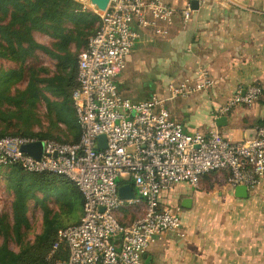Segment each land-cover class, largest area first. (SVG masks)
Segmentation results:
<instances>
[{"label": "built area", "instance_id": "built-area-1", "mask_svg": "<svg viewBox=\"0 0 264 264\" xmlns=\"http://www.w3.org/2000/svg\"><path fill=\"white\" fill-rule=\"evenodd\" d=\"M99 9V25L78 55L72 91L79 139L0 135V163L64 175L81 190L83 215L58 230L52 250L64 241L69 254L55 264H144L151 243L183 231L180 207L163 203L164 191L180 181L196 187L203 174L217 169L229 170L233 186L259 183L264 176V123L254 137L240 140L228 138L219 127L209 134L187 131L166 102L214 85L210 68L200 61L191 74L168 81L166 96L133 99L122 93L118 76L142 32L166 37L179 15L184 21L191 17L192 0L183 6L169 0H110ZM262 93L257 83L239 88L217 111L251 104ZM100 134L106 136L104 146H99ZM38 139L44 141L40 157L22 149ZM129 179L134 195L123 197L119 186ZM137 204H142L137 217L122 221L120 210Z\"/></svg>", "mask_w": 264, "mask_h": 264}, {"label": "crops", "instance_id": "crops-1", "mask_svg": "<svg viewBox=\"0 0 264 264\" xmlns=\"http://www.w3.org/2000/svg\"><path fill=\"white\" fill-rule=\"evenodd\" d=\"M78 1L84 6L81 10L85 17L94 19L91 31H95L98 16L95 11L85 9V1ZM169 1L183 6L186 0ZM38 33L40 31H34L38 42L71 57L61 64L56 56L45 51L48 59L35 71L40 77L55 74L65 77L64 95L46 88V82L41 83L44 85V96L40 100L43 117L48 110L46 101L59 104L65 101V95L68 101H73L78 55L91 34L84 40L69 41L66 50H58L56 38L49 35L45 43ZM142 43L164 60L159 70L164 77L162 83L159 77L142 79L140 62L132 61L136 58L133 56L135 48ZM198 61L210 68L214 85L186 97L169 99L166 104L171 113L178 116L190 132L209 134L219 127L234 140L255 135L257 126L264 123V0H206L194 9L187 21L179 15L166 37L143 31L127 66L118 76V84L122 93L133 99L155 94L166 96L168 81L191 74ZM24 80L25 86L29 77ZM253 83L263 88L258 100L237 104L226 113L217 111L237 89H245ZM220 115H227L223 125L216 121ZM60 123L68 129L64 122ZM228 175V169H217L203 174L196 187L180 181L162 193L163 203L180 207L183 231L168 232L151 243L143 254L144 264H264V176L256 186L248 188L247 196H238L236 185L228 181ZM187 197L191 200L184 204ZM141 211L142 204L130 205L123 207L119 215L127 222Z\"/></svg>", "mask_w": 264, "mask_h": 264}, {"label": "trees", "instance_id": "trees-1", "mask_svg": "<svg viewBox=\"0 0 264 264\" xmlns=\"http://www.w3.org/2000/svg\"><path fill=\"white\" fill-rule=\"evenodd\" d=\"M80 6L78 0H0V57L15 62L10 67L0 63V123L16 126L12 132L4 126L0 130V135H33L67 141L60 135V131H63L60 122H64L73 133L71 141L79 139L80 126L73 101H68L66 95L65 101H60L59 104L46 101L48 110L45 116L49 125L45 129L34 130L33 125L36 123L42 125L43 121L39 113L40 100L44 96V85L41 83L46 82V88L64 95L65 77L57 74L52 77H40L34 69L27 68L25 62L29 56L34 55L36 49L56 56L61 64L70 60L71 57L67 53H58L38 42L34 37V31H42L56 38L58 50H66L69 41L84 40L86 35L96 31V29L91 31L94 19L85 17ZM27 76L28 83L20 87L18 83L23 82ZM4 165L11 167L6 177L14 189L15 197L13 222L6 221L5 217L0 215V233L4 234L5 238L17 239L21 247L16 251L6 241L1 243L0 264H54L58 259L67 258L69 251L66 243L64 248L60 246L52 253L58 230L66 223L57 219L59 211H53L47 203L42 208L44 215L41 232L34 240L24 239V228L31 225L27 214L28 201L30 198H36L40 202L41 198L39 199L34 192L35 185L57 186L58 198L64 202L61 210L66 209L72 213L76 207L84 210L81 190L72 180L61 174L28 171L19 163H0V167ZM30 172L36 175L29 177L25 174ZM51 176L54 177L51 179ZM56 181H62V184L58 185Z\"/></svg>", "mask_w": 264, "mask_h": 264}, {"label": "rangeland", "instance_id": "rangeland-1", "mask_svg": "<svg viewBox=\"0 0 264 264\" xmlns=\"http://www.w3.org/2000/svg\"><path fill=\"white\" fill-rule=\"evenodd\" d=\"M86 3V8L85 9H90L92 12H94L97 16H98V25L100 22V9L91 2V0H83ZM82 9L84 8V6H80ZM97 25V27H98ZM85 37V35H83ZM38 37L41 39L42 42L48 43V40L50 39L49 34L40 31V33H38ZM38 52L35 51V55H31L27 58L26 62H25V66L28 68L34 69V71L38 70V67L40 64H42V62L44 61V59H48V55L47 53L42 50V49H36ZM159 54H155L150 48L147 47L146 44L140 45L139 47H136L134 52H133V56L136 58H133L132 61L134 60H138L140 62V77L142 79L145 78H151V77H159V82H163L164 77L162 73H160V69H162V63L164 60L162 58H160L161 56H158ZM154 58H153V57ZM149 60V62H148ZM0 63H2L4 66L6 67H10L12 65L15 64L14 61L10 60V59H6L3 57H0ZM27 71H29L27 69ZM28 77V76H27ZM26 79V78H25ZM24 82L25 80L20 81L18 83V85L20 87H24ZM43 107V106H41ZM41 110V108H40ZM40 114H42V112H39ZM44 120H46V116L42 117ZM49 125L48 121H42V125H39V123H36L33 125L34 130L35 131H39L41 129H45L47 128V126ZM6 127L8 131L12 132L16 129V126L14 125H6L5 123H0V130L3 127ZM61 128L63 129V131H60V135L62 136V138L64 140L67 141H71L73 139V133L69 131V129L66 128V126H62ZM11 167L4 165L3 167H0V215H2L3 217H5L4 219L6 221H9L10 223L13 222V200L15 197V192L14 189H12L8 179H7V173L9 171ZM27 176L29 177H33V175H36L32 172L30 173H25ZM54 176H51V179ZM60 179V178H59ZM131 180V179H129ZM62 181H56V184L61 185ZM55 184V183H54ZM48 186V185H47ZM29 188H31V185L28 186ZM34 192L35 194L39 197L40 202H38V200L36 198H30L28 201V210H27V214L30 218V222L31 225L25 229V234H24V239L25 240H34L35 236L41 232L42 228H43V215H44V211L42 208L45 207V203H47L53 211H59V213H57V219L60 221H63L65 225H62L60 228L71 224V223H75L77 221L80 220L81 216L83 215L84 210L81 207H76L74 208V211L72 213H70V211H67L66 209L61 210L62 206L64 205L63 201L61 198H58V191H57V186L54 187H45V186H36L34 187ZM68 206V205H66ZM61 210V211H60ZM137 217V215L135 216ZM134 217V218H135ZM133 219V218H132ZM57 239V237H56ZM55 239V241H56ZM7 242L9 244V246L18 251L21 247V244L19 243V241L15 238H5L4 234L0 233V244ZM54 241V243H55ZM53 243V245H54ZM64 248V246H66L65 242L62 241L60 242V245L56 248V250L59 247ZM53 251V250H52ZM53 253V252H52ZM55 264V262H54Z\"/></svg>", "mask_w": 264, "mask_h": 264}, {"label": "water", "instance_id": "water-1", "mask_svg": "<svg viewBox=\"0 0 264 264\" xmlns=\"http://www.w3.org/2000/svg\"><path fill=\"white\" fill-rule=\"evenodd\" d=\"M110 0H91V2L97 5L101 9H105ZM192 5L194 8H199L200 4L198 0H192ZM227 115H220L217 117L216 121L218 124L223 125L226 123ZM257 133V129L255 131ZM255 133V135H256ZM255 135L251 136L254 137ZM106 142L105 134L99 135V146H104ZM44 141L42 139L34 140L28 143H24L22 145V149L35 155L36 157L41 156V152L43 149ZM119 193L123 197H130L134 195V186L131 182L121 183L119 186ZM235 193L238 196H247L249 193L248 186L246 184H238L235 187ZM191 198L187 197L184 199V204L190 202Z\"/></svg>", "mask_w": 264, "mask_h": 264}]
</instances>
